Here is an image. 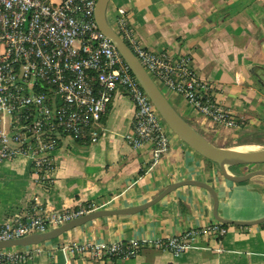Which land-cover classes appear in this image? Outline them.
I'll return each instance as SVG.
<instances>
[{
    "label": "crops",
    "instance_id": "0c3cea01",
    "mask_svg": "<svg viewBox=\"0 0 264 264\" xmlns=\"http://www.w3.org/2000/svg\"><path fill=\"white\" fill-rule=\"evenodd\" d=\"M120 9L126 11L146 50L191 56L199 76L218 89L237 126L215 125L182 98L161 90L186 122L217 147H264V0H110L107 21L115 22ZM134 110L130 99L118 91L102 119L105 132L96 143L64 139L54 153L56 169L48 191L36 184L29 158L4 162L0 166V226L7 219L31 215L35 199L54 211L86 205L115 211L144 205L184 181L202 182L216 193L185 185L141 213L100 218L42 244L5 250L39 248L41 252L25 264H90L88 259L63 254L61 248L165 240L220 225L218 218L264 221V176L227 182L215 165L174 134L169 137V153L153 163L149 146L135 150L124 140ZM248 168L229 173H244ZM222 227L227 230L223 239L198 241L182 255L148 247L135 258L111 264H264V224Z\"/></svg>",
    "mask_w": 264,
    "mask_h": 264
},
{
    "label": "built area",
    "instance_id": "2783aa9c",
    "mask_svg": "<svg viewBox=\"0 0 264 264\" xmlns=\"http://www.w3.org/2000/svg\"><path fill=\"white\" fill-rule=\"evenodd\" d=\"M98 0H0V166L29 158L36 184L48 191L56 165L54 153L64 139L96 143L105 132L102 119L119 91L134 106L125 142L133 149L149 146L153 163L170 150V134L119 52L97 28ZM112 29L162 90L182 98L205 120L225 128L237 126L218 89L202 79L189 55L154 53L138 41L126 11L120 9ZM103 207L93 205L54 211L39 200L29 216L7 219L0 242L45 234ZM226 228L210 225L165 240L85 243L61 248L63 254L111 264L137 257L145 248L184 254L198 241L221 240ZM41 252L0 250V264H25Z\"/></svg>",
    "mask_w": 264,
    "mask_h": 264
},
{
    "label": "water",
    "instance_id": "95a60500",
    "mask_svg": "<svg viewBox=\"0 0 264 264\" xmlns=\"http://www.w3.org/2000/svg\"><path fill=\"white\" fill-rule=\"evenodd\" d=\"M110 0H98L95 8V22L98 30L110 40L113 46L121 55L122 59L128 66L130 72L148 96L155 109L161 116L162 120L170 131L180 139L190 149L195 151L201 157L206 159L210 164L215 165L222 176V178L230 183H237L244 181L255 175L264 176V147L250 148V147H234V148H221L213 145L202 134L197 132L188 122H186L169 103L164 93L154 83L151 77L147 74L137 58L134 56L129 47L122 41V39L110 27L106 12ZM251 167L249 171L244 173H229L235 168ZM199 185L210 189L212 193H216L213 187L199 181H184L181 183L173 184L167 187L158 197L152 201L131 209L122 210H100L84 217L75 219L65 225L53 229L45 234H36L25 237L19 240H12L0 242V250L9 249L13 247H27L42 244L44 242L53 240L62 234L83 226L89 222L95 221L100 218L115 217V216H130L141 213L155 204L160 202L169 194L173 193L176 189L185 185ZM221 226L237 225V226H256L264 224V221L257 222H233L224 221L218 218Z\"/></svg>",
    "mask_w": 264,
    "mask_h": 264
},
{
    "label": "rangeland",
    "instance_id": "374dc122",
    "mask_svg": "<svg viewBox=\"0 0 264 264\" xmlns=\"http://www.w3.org/2000/svg\"><path fill=\"white\" fill-rule=\"evenodd\" d=\"M108 22H109V24L111 25V27H114V20L109 19ZM159 89L162 90V88H161L160 86H159ZM240 169L243 170V168H236L234 171L238 172ZM248 169L250 170V169H253V168H248ZM249 170H248V171H249ZM245 171H246V170H245Z\"/></svg>",
    "mask_w": 264,
    "mask_h": 264
},
{
    "label": "trees",
    "instance_id": "16d2710c",
    "mask_svg": "<svg viewBox=\"0 0 264 264\" xmlns=\"http://www.w3.org/2000/svg\"><path fill=\"white\" fill-rule=\"evenodd\" d=\"M236 169V168H235Z\"/></svg>",
    "mask_w": 264,
    "mask_h": 264
}]
</instances>
